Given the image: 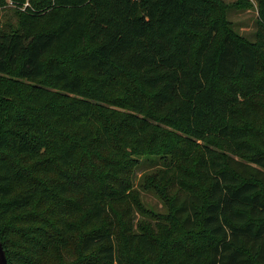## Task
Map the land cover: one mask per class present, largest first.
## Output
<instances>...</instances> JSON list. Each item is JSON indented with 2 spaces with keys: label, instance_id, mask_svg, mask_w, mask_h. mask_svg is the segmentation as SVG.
I'll list each match as a JSON object with an SVG mask.
<instances>
[{
  "label": "trees",
  "instance_id": "16d2710c",
  "mask_svg": "<svg viewBox=\"0 0 264 264\" xmlns=\"http://www.w3.org/2000/svg\"><path fill=\"white\" fill-rule=\"evenodd\" d=\"M13 1L18 24L0 30L8 264H46L77 232L71 264H132L111 214L130 187L131 157L161 146L163 127L184 134L162 177L175 188L169 238L204 236L195 264H264V152L235 114L243 91L264 93L255 80L264 0L255 42L236 34L221 0H28L24 10L27 0ZM92 99L113 107L101 111ZM193 156L186 178L198 185L187 189L176 181L178 160ZM130 230L133 264H175Z\"/></svg>",
  "mask_w": 264,
  "mask_h": 264
},
{
  "label": "rangeland",
  "instance_id": "374dc122",
  "mask_svg": "<svg viewBox=\"0 0 264 264\" xmlns=\"http://www.w3.org/2000/svg\"><path fill=\"white\" fill-rule=\"evenodd\" d=\"M221 1L225 5V17L231 23L236 34L255 42L259 29L258 10L261 0ZM17 24V9L6 6L0 10V30L9 25L16 27ZM255 80L257 82L264 80L263 60L260 62ZM110 97L115 98L116 96ZM239 99L235 114L236 116L240 115L243 121L248 120L252 128L256 150L264 152V93L248 96L243 91ZM92 100L99 105L101 111L106 112L107 109L113 107L106 101ZM162 130L166 135L163 137L165 141L161 146L152 149L153 152L135 154L131 157L136 167L131 169L128 177L130 187L127 188L124 199L113 206L114 214L112 212L111 215L114 220L116 219V235L120 247L123 253H128L127 257L130 258L132 264L135 262L136 256L128 248L130 229L144 233L148 244L157 249L158 253L163 250L170 251L176 259L175 264H190L191 259L195 264V258L204 254L207 239L198 234L191 238L181 236L178 242H174L166 233L170 224V197L175 188L172 183L164 182L162 177L172 161L173 163L177 161L175 151L181 150L182 135L184 134L171 127H163ZM159 139L162 140V137L159 136ZM194 158L193 156L189 160L184 158L178 160L181 177H177L176 181H180L187 189L198 185L192 178H186L192 177L191 175L195 171ZM123 179L126 181L124 177ZM136 243L133 242V246ZM79 255V232H77L68 251L56 257L46 258V264H71L77 261Z\"/></svg>",
  "mask_w": 264,
  "mask_h": 264
},
{
  "label": "water",
  "instance_id": "95a60500",
  "mask_svg": "<svg viewBox=\"0 0 264 264\" xmlns=\"http://www.w3.org/2000/svg\"><path fill=\"white\" fill-rule=\"evenodd\" d=\"M0 264H8L7 255L1 241H0Z\"/></svg>",
  "mask_w": 264,
  "mask_h": 264
},
{
  "label": "built area",
  "instance_id": "2783aa9c",
  "mask_svg": "<svg viewBox=\"0 0 264 264\" xmlns=\"http://www.w3.org/2000/svg\"><path fill=\"white\" fill-rule=\"evenodd\" d=\"M9 7V6H11V7H14V6H16V2H14L13 0H6V4H5V7ZM29 6V1L27 0L22 6H21V9H26V7H28ZM3 7L0 5V9H2Z\"/></svg>",
  "mask_w": 264,
  "mask_h": 264
}]
</instances>
